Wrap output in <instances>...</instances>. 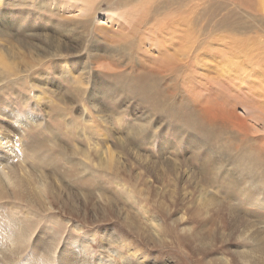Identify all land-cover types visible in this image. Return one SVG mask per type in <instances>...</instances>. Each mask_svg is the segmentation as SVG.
I'll list each match as a JSON object with an SVG mask.
<instances>
[{
  "label": "rangeland",
  "instance_id": "1",
  "mask_svg": "<svg viewBox=\"0 0 264 264\" xmlns=\"http://www.w3.org/2000/svg\"><path fill=\"white\" fill-rule=\"evenodd\" d=\"M10 1L15 6H8ZM22 1L2 0V13L13 9L19 15L24 8H29L26 6L29 3ZM67 1L51 0L44 9L35 6L27 10L33 25L27 31L22 30V25L13 30L15 38L11 42L17 51L13 61L18 63L24 59L20 61L21 74L32 71V80L28 81V87L10 89L9 94L0 96V130L4 131L0 133L10 134L13 148L20 155L24 153L22 161L31 165L35 159L28 145L30 136L26 134L53 130L52 137L46 139L48 146L54 147L58 141L67 152L75 148L91 152L94 170L89 176L94 181L91 184L85 178L83 186L76 187L60 178L61 183L54 182L56 190L61 191L59 197H50L46 202L28 199L27 203L24 199H15L18 209L19 205L23 206L14 220L20 222V229L26 228L30 244L43 245L41 238L47 241L49 236L53 240L43 247L57 245L64 249L74 246L78 240L83 243L84 236L88 238L92 234L101 244L96 246L95 241L96 249L106 245L133 257L138 264L143 261V264H245L241 252L246 255L245 247L251 244H244L240 233L258 232V242L264 243L261 228L264 223L258 222L259 214H249L256 207L239 202L240 184L231 181L233 176L245 182L248 179L242 169L237 170L236 157L225 158L229 156L225 155L227 148L232 150L234 146L232 140L225 141L231 133L212 128V134L218 139L206 141L204 130L209 126L202 119L205 111L202 113L201 106L207 103L218 106V102L225 101L245 117L254 139L240 141V147L234 146L233 150L243 149L249 142L251 146L257 139L264 141V0H95L97 26L108 25L106 13L124 20L125 26L123 31L109 30L107 36L96 35L97 40L86 42L88 37L80 33L81 27L71 26L72 22L85 19L80 15L82 11L78 10L79 15L67 12L70 6ZM75 3L81 5L77 0ZM52 5L57 8L50 10ZM163 23L171 25L174 31V42L166 44L167 51L181 62L193 61L191 68L197 66L203 77H198L203 82L195 86L198 92L191 95L178 83V93L169 95L163 90L158 102H146L139 94L128 96L119 92L118 84L126 86V79L118 73L131 69L122 67L126 57L117 50L142 37L148 38L154 25ZM3 39L1 35L2 49L8 44ZM91 44L97 47L95 64L88 55ZM98 48L104 52L99 53ZM61 56L64 57L59 60ZM72 61L76 62L75 75L82 78V83L77 85L84 91L82 100L68 96L76 90L73 87L76 84L69 86L71 80L66 71V64H74ZM137 65L136 69L142 72L143 68ZM195 97L200 102L193 100ZM184 102L190 107L185 108ZM173 108H178L179 117L186 118L181 114L182 108L194 116L193 130H183L179 121H170ZM147 133L152 142L147 139ZM105 134L109 136L107 139ZM74 138L76 143L72 142ZM107 146L114 156L103 153ZM257 146H251L256 151L254 161L262 154ZM261 146L264 148V143ZM209 152L211 156L207 157ZM219 163L234 169H226L228 176H225L224 167L220 168ZM255 169L257 174L251 180L260 182L263 189V168L255 164ZM239 173L241 177L237 176ZM223 181L229 183L222 187L219 184ZM245 182L241 183L245 185ZM204 188L205 204L198 195ZM83 191L90 196L85 197ZM3 215L0 213V219ZM74 224L83 230L74 229ZM143 251L149 256L143 257ZM28 254L19 251L10 260L1 256L0 264L23 262ZM255 262L264 264V259L258 257Z\"/></svg>",
  "mask_w": 264,
  "mask_h": 264
},
{
  "label": "bare ground",
  "instance_id": "2",
  "mask_svg": "<svg viewBox=\"0 0 264 264\" xmlns=\"http://www.w3.org/2000/svg\"><path fill=\"white\" fill-rule=\"evenodd\" d=\"M77 1H79L81 5H75L76 0L67 1L68 6L70 5L69 7L67 6L69 9L67 12H70V13L75 12L76 14H78L77 13L79 12L78 10H80V12L82 11L80 15H82L83 16L82 18H85V19L72 22L71 26L73 27L75 25H78L79 27H81L80 33H84L85 34L84 36L88 37V38H85L87 39L85 40V42L89 41V39L97 40L95 37L96 35H98V37L107 36V31L109 30H112L114 32L123 31L122 29L125 26L124 20H121L120 18H116L115 15H113L112 13H106V21L108 22V25L97 26V23L95 21V17H96L95 13H97L95 0H77ZM22 2L25 4L29 3V6L26 5L29 8H24L25 10L20 11L19 15H15L16 13L15 14L13 13V9H8V11H5L4 13H2V8L0 7V36L1 35L4 36L5 39L3 40L7 39L8 41V44H7L8 47L7 45L3 46L4 47L3 49L1 48V43H0V96L3 94H9L10 89H16V88L23 89V88H26V85L27 87L29 86L28 81L32 80V77L30 75L32 71L29 72L27 70V71H24L25 74H21V72L23 71H20V68H21L20 61L22 62L24 59H20L18 63L17 62L15 63L13 61V57L15 56L14 53L17 52L15 50V43L11 42L13 38H15V33L13 30L15 29L17 25H19L20 28H21L20 25H22L23 31L29 30L30 27L33 25V23L30 21L29 14L26 11L27 10L29 11L35 6L40 7V9H44V7H47L49 5L51 0H23ZM1 3H2V0H0V5ZM25 4H21V5L25 6ZM8 6L10 7L15 6V2L11 3L10 1V4H8ZM55 8L57 7L52 5L50 10L52 9L54 10ZM2 14H3V17H2ZM171 23L172 22H170V24ZM17 29L18 28H16V30ZM151 30L153 31L152 34H148V35L146 34L148 38L142 37L139 40H136L134 43L125 45V47H123L122 49L117 50V52L123 54V56L126 57L122 67L127 68V69L130 68L132 70V71L127 70L129 73L128 72L123 73V71L118 73L120 77L123 76L126 79V86L125 84H118L117 89L120 90L119 92L123 91L122 93L128 96L131 95L132 93L139 94V95H142L143 99H145L146 102H149V101L158 102L159 100H161V96H163L161 94L163 90H165L169 95H174L178 93L177 86H178V83H180L184 91L190 93L191 95H195L194 93L198 92V89L195 88V86H197V84L202 85L203 83L198 80V77L199 76L201 78L203 77L201 76V74L198 73L196 69L197 66L195 69L191 68V63L193 61L192 62L191 61L181 62L180 60L174 58L173 54H170L169 51H167L166 44L169 42L171 43L174 42V31L172 30L171 25H167L164 23L162 25L161 24L154 25V27ZM27 33H23V35L25 36V34ZM94 33H97V34H94ZM78 39H80L82 43V36L78 37ZM22 42H26V41H22ZM123 45L124 44H120V46H123ZM88 47L90 50V53L88 55L90 59L92 60L91 63L95 64L97 63L96 62L97 52L95 51L97 47L95 46V44L94 45L91 44V46L88 45ZM97 50L99 53L104 52V49L101 50L98 48ZM189 51L191 53V48ZM62 57L64 56H61L59 60H61ZM137 63L139 64V68H143L142 72L136 69L135 66H138ZM195 63H197V60ZM66 65H67L66 71H68L67 73L69 74L70 80H71V83L68 81L70 83L69 86L72 87L73 84H76L73 86L76 90L68 96L69 98H75V99L82 100V98L84 97L83 96L84 91H81L80 88L77 87V85H80L82 83V78L77 77V75H75L74 73L75 71L74 65H76V62H74V64L67 63ZM104 65L108 66V64H104ZM65 67L66 66L64 65V68ZM64 89H67V87L65 86ZM212 90L214 89L212 88ZM112 92H110V95H112L111 94ZM188 93H184V94L188 95ZM188 97L190 98V96ZM185 100H187V98ZM193 100H197L200 102V99L196 97ZM190 101L191 103L193 102L191 99L189 100V102ZM0 104H2V99H1ZM217 104L218 106H216L214 103L213 104L207 103L204 106H201L202 113L205 111L204 114H202L203 115L202 119H204V122L209 126L204 130V132L206 131L205 133H207L206 134L207 136L205 135L206 141H208L209 139L215 138L214 135L212 134L213 133L212 128L213 129L218 128L222 130V132L228 130V134L231 133V136L225 137V141L232 140L231 142L237 148L240 147L239 145H241L243 141H246V140L248 141L249 137H252V139H254L251 134V130L247 129V120L245 119V117L240 115L239 112L234 107H231V108L228 107L225 101L218 102ZM193 106H196V105H193ZM184 107L189 108L190 106L188 107V105L185 104ZM176 109L170 111L172 112L171 114L172 119L170 121H174V123L179 121V123L183 127V130H188V131L193 130L192 125L194 124V118H193L194 116L190 115L187 110L184 111V108H182L181 114L185 116L186 118L179 117L177 113L178 111ZM197 111L198 110H196V113ZM162 112L163 111L161 110V113ZM196 117L198 119V116ZM199 117L201 116L199 115ZM0 131L4 132L2 129ZM52 131L53 130L47 133L42 129V131L40 132L34 131L33 133H31V131H29V133L26 134V137H28V135L30 136V142L28 143V145H31V152L33 154V158L35 159L34 161L30 160L31 165L27 164V161L25 160L22 161L21 156L23 157L24 153L20 155L19 150H16L13 148L15 146H13V141H12L10 134L2 135L0 133V202L4 201V203L0 204V213L4 214L2 216V219H0V257L2 256L4 260H10L14 258L17 252L27 251L29 252V254L28 256H25V259L23 260V262H18L15 264H24V263L25 264H133V263L138 264L133 257L129 255H125L123 252L119 250L113 251L106 245H102L103 247L101 248L97 247L98 249H96V246L101 245V244L97 239H95V237L92 234L88 238L84 236L86 241H83V243L78 242L79 241L78 240L74 246L69 247V248L65 247L63 249L57 245L43 247L47 242L53 240V238L49 236H47V241L43 237L41 238V240L44 242L43 245L30 244L31 239L28 235V232H26V228L22 226V229H20V225L18 224L20 222L18 221L17 223L15 220H16V216H19V209L21 210L23 205H19V207L20 206L21 207L18 209L17 205L15 204L17 203L15 199H24L25 203H27L28 201L26 200L28 199H32V200L39 199V201L46 202L45 199L49 200L50 197L51 198L54 196L59 197L60 194H58V192L60 193L61 191L56 190L54 186V182L59 184L60 178H64L67 181H70L76 187H82L84 184L83 179L85 178H88L91 184L94 181V179L89 176V174H91L94 170L93 168L94 164H91L90 162L91 152H86L84 149L80 150L79 148H75V149H72V151L67 152V150H65V147L58 141L55 143V145L53 144L54 147L48 146L50 144L47 145L46 139L48 137L50 138L52 137ZM41 135H43L42 138L40 137ZM105 135L106 137H104V139H107L109 136L107 134ZM146 135H147V139L150 140V142H152L151 138L148 137V133ZM179 136L181 138L184 137L182 135V131L179 132ZM215 139H218V138H215ZM188 141L191 143L193 142L191 140H188ZM197 141L198 140H195V143H198ZM240 141H242L241 144H239ZM72 142L76 143L75 138L72 140ZM164 143H166V141ZM226 143H225V146L227 147ZM244 143L243 145H245ZM261 143H264V141L257 139V142H254L251 144V146L254 144L256 146L258 145L259 146V147L257 146L258 150L262 151V154L259 153L260 157L256 161H254V156L256 154V151L253 148H251L250 142L249 144L245 145L243 149L233 150L234 146L232 147V150L231 148L229 150L227 148V150L225 151V155H227L228 153L229 156L225 158L234 159L236 157V161H238V163H236L237 170L241 172V169H242L246 173L244 177L247 176L248 178L246 182L243 178H238V180L235 178V176L231 178V181H236L237 183L240 184V189L238 190V194H237L239 202H242V204H248L252 207H256L257 209H254L255 212L253 211V212H250L249 214H259L260 216L257 219L258 222L264 223V213H262L264 212V210L262 211V209H264V192H262L264 191V188L261 189V184L259 185L260 182L257 183L251 180V176L257 174L256 169H255V164H257V167L259 169L263 168L262 173H264V148L261 146ZM231 151H234L236 155L233 154ZM105 152L114 156L113 151L109 146H107L106 150L103 151V153ZM209 156H211L210 152L208 153L207 157ZM150 159H151V156H150ZM154 159L152 161H154ZM219 164H220L219 165L220 168L224 167L223 171L225 172H223V175L225 176H228L226 174V169L228 171H232L234 169L231 167L229 168L228 166L225 167L221 163ZM147 170H148V167L146 171ZM237 176L241 177V173H239V175ZM170 181L173 182L172 179H170ZM241 182H245V185L242 184ZM228 183L229 181H223L219 185L222 187H225ZM200 185L201 184H199V187ZM9 187H12L13 190H9L8 189ZM85 187H86V183L83 188ZM205 193H206V190L204 188L203 190L200 189V193L198 194L199 198L202 197L201 200L204 202V204L206 203V200L204 197L207 194ZM83 195H85V197L90 196L86 192H84ZM73 228L74 229L77 228L78 231L83 230V228H81L78 224H74ZM261 228L264 229V224ZM44 232L45 231H41V233H44ZM83 232L87 233L85 231ZM240 237H242V239L244 240V244H251L248 247H245V250H244L246 255L250 256L251 258L247 257L241 252V254L245 256V259H246L245 264H253L255 261L258 260V257H261L264 259V243L258 242V239H260L258 232L255 233L253 231H244V233H240ZM95 241H96V246L94 245ZM124 246L128 247L129 244L124 243ZM135 252L137 253V251ZM141 253L144 254L143 257L149 256L147 251L146 252L143 251ZM23 255L25 254L23 253ZM130 255L134 256V254H130ZM193 260L195 262V259ZM143 262L141 263L143 264Z\"/></svg>",
  "mask_w": 264,
  "mask_h": 264
}]
</instances>
